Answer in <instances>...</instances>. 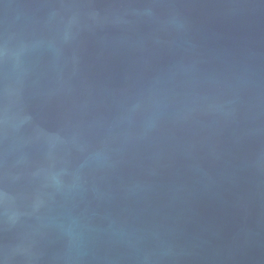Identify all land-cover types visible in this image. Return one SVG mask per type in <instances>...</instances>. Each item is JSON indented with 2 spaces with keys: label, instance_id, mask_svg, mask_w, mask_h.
<instances>
[{
  "label": "water",
  "instance_id": "95a60500",
  "mask_svg": "<svg viewBox=\"0 0 264 264\" xmlns=\"http://www.w3.org/2000/svg\"><path fill=\"white\" fill-rule=\"evenodd\" d=\"M0 264H264V0H0Z\"/></svg>",
  "mask_w": 264,
  "mask_h": 264
}]
</instances>
